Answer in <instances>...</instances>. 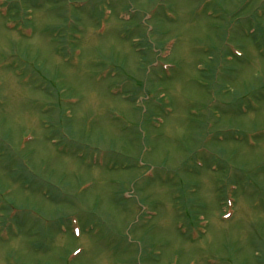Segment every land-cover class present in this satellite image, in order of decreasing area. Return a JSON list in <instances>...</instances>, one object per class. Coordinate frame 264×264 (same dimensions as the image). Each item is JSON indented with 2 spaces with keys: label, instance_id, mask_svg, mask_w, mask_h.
Instances as JSON below:
<instances>
[{
  "label": "rangeland",
  "instance_id": "374dc122",
  "mask_svg": "<svg viewBox=\"0 0 264 264\" xmlns=\"http://www.w3.org/2000/svg\"><path fill=\"white\" fill-rule=\"evenodd\" d=\"M0 264H264V0H0Z\"/></svg>",
  "mask_w": 264,
  "mask_h": 264
}]
</instances>
